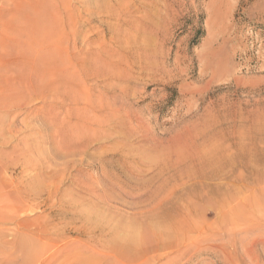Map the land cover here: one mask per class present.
Instances as JSON below:
<instances>
[{"label":"rangeland","instance_id":"1","mask_svg":"<svg viewBox=\"0 0 264 264\" xmlns=\"http://www.w3.org/2000/svg\"><path fill=\"white\" fill-rule=\"evenodd\" d=\"M263 240L264 0H0V264H264Z\"/></svg>","mask_w":264,"mask_h":264},{"label":"bare ground","instance_id":"2","mask_svg":"<svg viewBox=\"0 0 264 264\" xmlns=\"http://www.w3.org/2000/svg\"><path fill=\"white\" fill-rule=\"evenodd\" d=\"M58 53H60V52H58ZM58 58H59V60L57 61L58 63H55L56 61H54L53 60V62L55 63L54 65L52 64V62H51V65L52 66H50L49 68L50 69H47L48 71H47V73L45 74L46 76H47V78L45 79L46 80V82H47V80H50V78H54V76H55V74H62V72H63V68H64V62H63V64H62V59H63V56H58ZM49 64V63H48ZM49 66V65H48ZM47 66V67H48ZM72 70V69H71ZM65 72V71H64ZM67 72V71H66ZM59 74V75H60ZM59 75H57V76H59ZM63 75V74H62ZM64 75H67V74H65L64 73ZM56 76V77H57ZM55 77V79H57ZM62 76H60V78H61ZM68 77V76H67ZM28 80H30V83H29V85L30 86H33V87H35L38 83L36 82V79H31V78H29ZM65 80V79H64ZM44 81V80H43ZM41 83V82H40ZM43 83V82H42ZM160 227H161V229L162 230H164L165 228H166V226H165V224H160ZM165 237H166V233H161V234H159L158 235V237H157V239L159 240H161V241H163L164 239H165ZM183 238V237H182ZM183 239H185V238H183ZM180 240V239H179ZM259 240V239H258ZM182 241V240H181ZM256 241V240H255ZM255 243V242H254ZM258 243V242H257ZM259 244H261L262 245V248H263V250H264V240L263 241H260V243ZM174 246V245H173ZM158 247L159 248H162L163 250H165V249H168L170 246L167 244V243H159V244H155L152 248H154V250H152L153 252L154 251H156V249H158ZM175 247V246H174ZM233 252H234V250H233ZM248 255H250V254H252L251 256H252V260L253 261H255V262H257L258 261V259H259V256H258V253H257V251L254 249V248H249L248 249ZM224 256H226V257H228V261H233L232 260V257H234V258H237L238 257V255H236L235 253L233 254H229V253H224ZM248 259V258H247ZM241 263H245L244 261H240Z\"/></svg>","mask_w":264,"mask_h":264}]
</instances>
